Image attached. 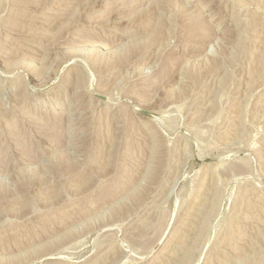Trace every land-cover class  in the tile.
Masks as SVG:
<instances>
[{
	"label": "rangeland",
	"instance_id": "374dc122",
	"mask_svg": "<svg viewBox=\"0 0 264 264\" xmlns=\"http://www.w3.org/2000/svg\"><path fill=\"white\" fill-rule=\"evenodd\" d=\"M110 1L0 0V264H264V0Z\"/></svg>",
	"mask_w": 264,
	"mask_h": 264
},
{
	"label": "bare ground",
	"instance_id": "6f19581e",
	"mask_svg": "<svg viewBox=\"0 0 264 264\" xmlns=\"http://www.w3.org/2000/svg\"><path fill=\"white\" fill-rule=\"evenodd\" d=\"M68 1H74V0H68ZM76 1H77V0H76ZM112 1H113V2H112ZM119 1H121V0H119ZM122 1H124V0H122ZM125 2L127 3L128 1H125ZM122 3H123V2H122ZM117 4H118V0H111L110 3L107 4V5L109 6V9H107V10H113L114 8L117 7ZM63 5H64V4H63ZM71 5H72V4H71ZM61 6H62V5H61ZM105 6H106V5H105ZM106 7H107V6H106ZM118 7H119V6H118ZM124 7H125V6H124ZM104 8H105V7H104ZM121 9H123V8H121ZM123 10H124V9H123ZM118 11H120V10H118ZM118 11H117V12H118ZM61 12H62V11H61ZM49 16H50V15H49ZM62 16H63V15H58V16H56V15H52V17H58V18H59V17L61 18ZM45 20H46V19H45ZM59 21H62V20H57V21L55 20V22H54V20H52V21L49 20V22H52V23H53V22H54V23L57 22V24H58ZM47 22H48V21H47ZM52 23H50V24H52ZM55 25H56V24H55ZM55 25H54V26H55ZM58 26H59V25H58Z\"/></svg>",
	"mask_w": 264,
	"mask_h": 264
}]
</instances>
